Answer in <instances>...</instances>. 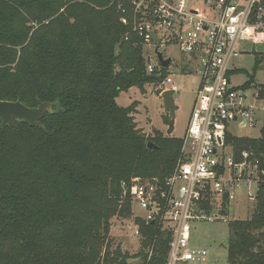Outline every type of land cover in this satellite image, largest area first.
Returning a JSON list of instances; mask_svg holds the SVG:
<instances>
[{
	"label": "trees",
	"instance_id": "1",
	"mask_svg": "<svg viewBox=\"0 0 264 264\" xmlns=\"http://www.w3.org/2000/svg\"><path fill=\"white\" fill-rule=\"evenodd\" d=\"M120 19L119 0H0V99L54 104L41 126L0 120V241L25 264L167 260L171 235L157 223L139 220L137 254L114 248L111 239L112 217L133 213L124 186L164 182L183 147L182 138L146 134L135 104L117 102L121 92L158 85L168 73L148 74L143 45ZM255 61L246 89L264 68V53ZM229 139L264 150V130L258 138ZM229 227L228 264H264V195L249 218Z\"/></svg>",
	"mask_w": 264,
	"mask_h": 264
},
{
	"label": "built area",
	"instance_id": "2",
	"mask_svg": "<svg viewBox=\"0 0 264 264\" xmlns=\"http://www.w3.org/2000/svg\"><path fill=\"white\" fill-rule=\"evenodd\" d=\"M119 9L121 22L143 45L148 74L161 76L168 70L162 93L174 95L180 87L177 74L169 71L172 56L161 46L166 52L179 48L187 56L182 70H193L198 83L174 171L162 183L157 178L136 179L124 186L133 209V235L142 239L139 220L157 223L171 235L165 264L205 262L208 250L192 243L193 225L226 221L239 190L245 189L253 207L264 195V150L240 149L229 139L243 137L233 128L262 122L260 136L264 130L259 92L254 93L255 103L249 102L246 88L235 86L231 77L233 61L245 52L242 42L264 34V0H119ZM158 52L171 60L168 67ZM153 247L146 249L148 262Z\"/></svg>",
	"mask_w": 264,
	"mask_h": 264
},
{
	"label": "rangeland",
	"instance_id": "3",
	"mask_svg": "<svg viewBox=\"0 0 264 264\" xmlns=\"http://www.w3.org/2000/svg\"><path fill=\"white\" fill-rule=\"evenodd\" d=\"M242 46L245 52L233 61L236 69L231 77L235 86H243L249 79V75L254 73L255 56L264 53V34L243 41ZM165 49L166 46H161V50L165 54L172 56V64L169 67V71L177 74L176 81L180 87V92L173 95L176 104L174 115L172 116L165 109L163 98L161 97L162 81L158 85L147 84L144 89L132 87L128 91H123L118 96L117 102L122 107L135 104V121L138 128L142 129L146 134L154 136L156 131H160L166 136H175L183 139L197 97L198 83L194 81L196 74L193 70L187 69L185 72L182 70L183 66L187 68L185 65L187 56L175 46L169 48L167 52ZM151 50L153 51V49ZM263 86L264 68L260 66L256 71L255 82L246 89L249 102L255 103L254 93L259 92L257 104H264ZM170 121H173V131H169ZM261 128L262 122H259L253 128H233V131L240 136L257 138L261 134ZM233 206L234 211L229 214L226 221L193 225L192 243L198 247L206 248L208 257L205 262L183 264H228L227 240L230 237L229 222L235 219L249 218L255 208L245 197V189L237 191ZM138 212L142 213L141 210H138ZM132 221V216L130 218L113 216L111 219V239L113 240L114 248L119 246L122 252L130 255L137 254L141 250V240L133 235ZM4 242L0 241V264H25L20 261L17 255L11 254Z\"/></svg>",
	"mask_w": 264,
	"mask_h": 264
},
{
	"label": "water",
	"instance_id": "4",
	"mask_svg": "<svg viewBox=\"0 0 264 264\" xmlns=\"http://www.w3.org/2000/svg\"><path fill=\"white\" fill-rule=\"evenodd\" d=\"M154 36L155 40L159 42L160 39H158L155 34ZM158 57L163 66L168 67L170 65L171 60L165 59L162 52H158ZM161 97L163 98L165 109L173 116L176 110V104L172 91H164L161 94ZM53 107V103L41 100L38 101L37 106L30 107L20 100L13 101L0 99V120L2 121L3 126H16L21 121H25L31 126H41L40 121L44 118L47 112L54 111ZM148 145L150 148L156 147V144L153 142H149ZM151 182L156 184L157 180H151Z\"/></svg>",
	"mask_w": 264,
	"mask_h": 264
}]
</instances>
